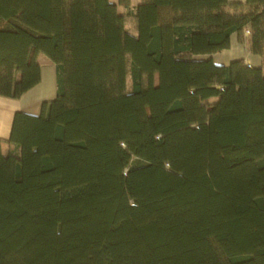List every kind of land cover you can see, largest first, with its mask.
Instances as JSON below:
<instances>
[{
    "label": "trees",
    "instance_id": "trees-1",
    "mask_svg": "<svg viewBox=\"0 0 264 264\" xmlns=\"http://www.w3.org/2000/svg\"><path fill=\"white\" fill-rule=\"evenodd\" d=\"M232 34L264 58V0H0V96L56 67L0 139V264H264V71L212 60Z\"/></svg>",
    "mask_w": 264,
    "mask_h": 264
},
{
    "label": "crops",
    "instance_id": "crops-1",
    "mask_svg": "<svg viewBox=\"0 0 264 264\" xmlns=\"http://www.w3.org/2000/svg\"><path fill=\"white\" fill-rule=\"evenodd\" d=\"M112 1V0H111ZM230 2H243L244 0H229ZM245 42H242L238 39V36L236 34H232L230 37V46H236V51H229V53H227L228 58L222 57L220 58V60H214V54L213 53L211 55L212 60L217 63V64H226L229 60H233V59H238V58H242L244 59L246 64L252 65V66H260L262 67L263 71H264V58L262 55H258V54H253L251 53L248 48L244 47L242 44ZM240 46V47H239ZM50 80V91H52L51 93H48L47 97L48 98H44L43 100H41L40 98L35 99L34 98V94L33 91L35 90V87L42 83V80ZM36 84L35 86H33L32 88L28 89L26 92H24L19 98L13 99V102H17V101H22L23 103V107H26L27 109H20L18 105L14 104V105H6V107H3L0 111V139H7L8 134H9V130H10V125H11V120H12V115L15 111L19 110V111H24L30 114H38L39 110H40V104L42 101L45 100H51L54 98L55 93H56V67L54 64H51L48 68V71L43 70V68L41 67V73H40V82ZM55 88V90H54ZM3 109L7 110V113H11V115L9 116H5V111H3ZM32 109V110H29ZM12 110V111H9ZM8 123V128H6V123Z\"/></svg>",
    "mask_w": 264,
    "mask_h": 264
},
{
    "label": "rangeland",
    "instance_id": "rangeland-1",
    "mask_svg": "<svg viewBox=\"0 0 264 264\" xmlns=\"http://www.w3.org/2000/svg\"><path fill=\"white\" fill-rule=\"evenodd\" d=\"M111 1V0H110ZM117 0H112L111 2H116ZM140 0H131V3L132 5H136ZM126 28L131 32V33H134L135 32V25H134V22L131 18H128L127 19V22H126ZM244 37L248 35V31H244ZM244 47L248 48L247 47V43H243L242 44ZM236 46H231V47H228L226 49H222L221 51L219 52H215V56H214V60H220V58L222 57H225V58H228V55L227 53H229V51H236ZM240 47V46H239ZM38 61L40 63V66L43 68V70L45 71H48V68L49 66L51 65V63L49 62V60H47L45 57H43L42 55L38 57ZM230 62V60L228 61ZM227 62V63H228ZM226 63V64H227ZM40 82V81H39ZM50 80L46 79L42 80V83L38 84L36 87H35V90L33 91V94H34V98L37 99V98H40L41 100H43L44 98H48L47 95L48 93H51L52 94V91H50ZM127 85H128V89H130V79L127 80ZM55 90V88H54ZM13 102V99L12 98H6V97H1L0 96V111L3 107H6V105L10 104V105H18L20 106L19 108L20 109H27L26 107H23V103L22 101H17V102ZM28 110V109H27ZM29 110H32V109H29ZM3 111H5V116H9L11 115V113H7V110L3 109ZM9 111H12V110H9ZM8 123H6V128H8ZM8 149H9V145L6 143V142H3L2 143V151L6 154L8 152Z\"/></svg>",
    "mask_w": 264,
    "mask_h": 264
}]
</instances>
